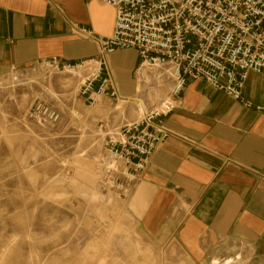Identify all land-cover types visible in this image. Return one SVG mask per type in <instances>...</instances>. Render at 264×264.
Segmentation results:
<instances>
[{
    "label": "crops",
    "instance_id": "1",
    "mask_svg": "<svg viewBox=\"0 0 264 264\" xmlns=\"http://www.w3.org/2000/svg\"><path fill=\"white\" fill-rule=\"evenodd\" d=\"M113 20L97 1L0 0V78L51 57L93 58L71 25L107 37ZM138 64L132 50L107 59L122 100L136 94ZM242 97L264 108V77L249 74ZM164 125L170 136L127 200L138 237L185 264H264V114L188 82Z\"/></svg>",
    "mask_w": 264,
    "mask_h": 264
},
{
    "label": "rangeland",
    "instance_id": "2",
    "mask_svg": "<svg viewBox=\"0 0 264 264\" xmlns=\"http://www.w3.org/2000/svg\"><path fill=\"white\" fill-rule=\"evenodd\" d=\"M165 71H148L125 105L101 98L93 109L79 94L87 72L0 78V264H185L138 237L127 201L97 189L107 132L160 104ZM36 102L60 113L55 126L30 120Z\"/></svg>",
    "mask_w": 264,
    "mask_h": 264
},
{
    "label": "built area",
    "instance_id": "3",
    "mask_svg": "<svg viewBox=\"0 0 264 264\" xmlns=\"http://www.w3.org/2000/svg\"><path fill=\"white\" fill-rule=\"evenodd\" d=\"M114 11L112 32L101 36L71 25L73 36L93 44L96 55L77 64L51 57L36 66L54 73L87 72L79 94L91 109L101 98L122 100L107 66L118 51H135V71L165 69L170 88L160 104L131 122L107 132L97 172V189L127 201L152 155L169 138L164 120L180 105L188 82H201L245 109L264 114L242 97L249 74L264 77V0H83ZM18 69L11 66L10 73ZM31 121L55 126L60 113L34 103ZM103 125H101V128Z\"/></svg>",
    "mask_w": 264,
    "mask_h": 264
},
{
    "label": "bare ground",
    "instance_id": "4",
    "mask_svg": "<svg viewBox=\"0 0 264 264\" xmlns=\"http://www.w3.org/2000/svg\"><path fill=\"white\" fill-rule=\"evenodd\" d=\"M149 70L148 69H146V68H144V67H142L140 70H139V72L137 73V87H136V94H138V93H140L143 89H142V87H143V85L145 84V83H147L146 82V80H147V72H148ZM78 76L80 75V72H78V73H76ZM129 100V99H128ZM126 101L127 100H119V104L122 106V105H125L126 104ZM134 101V100H133ZM138 103H139V101H138ZM141 112H142V107H141ZM140 112V111H139ZM142 114V113H141ZM99 195V194H98ZM99 196H101V195H99Z\"/></svg>",
    "mask_w": 264,
    "mask_h": 264
}]
</instances>
